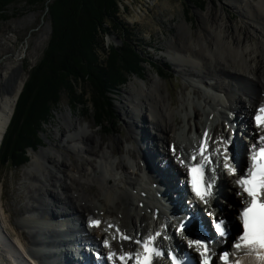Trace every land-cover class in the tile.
I'll return each instance as SVG.
<instances>
[{
	"label": "bare ground",
	"instance_id": "6f19581e",
	"mask_svg": "<svg viewBox=\"0 0 264 264\" xmlns=\"http://www.w3.org/2000/svg\"><path fill=\"white\" fill-rule=\"evenodd\" d=\"M227 8L240 16L241 25L229 20L231 14ZM198 14V37H194V32L183 22L178 26L177 38L166 43L164 52L165 60L174 65L184 79L179 103L156 74H151L150 83L136 78L124 94L121 102L124 121L133 129L125 139L128 146L125 150L117 152L112 143H103L96 153L93 146L86 145L87 139L93 136L91 124L74 122L68 112L61 115L65 127L61 135L57 129L53 149L45 147L35 152L23 169L26 188L22 187L27 191H22V200L18 201L17 211L24 212L15 225L30 237L28 246L15 242L13 227V233L8 232L0 197V264H37L41 255L44 257L39 251L42 245H62V240L49 241L62 235L47 221L70 218L74 213L80 217L77 220L79 224L82 221L83 227H87L89 218L104 221L103 228L89 232L90 236L101 240L100 245L108 239L115 249L129 247L125 243H114V230H106L109 225L137 236L152 234L169 224L172 237L187 247L184 237L188 235L176 234L178 225L169 222L164 211L166 206L159 203L163 199L156 198L157 192L163 188L169 190L170 195L165 199L178 202L181 189L176 185L174 173L186 172L180 161L188 162L194 151L198 152L203 133L207 131L208 138L212 139L226 138L227 124H232L229 115H235L238 121L252 127L253 113L264 102V0H224L220 7L211 1ZM50 34V29L42 33L38 48L45 46ZM25 50L17 52L0 38V57L2 52L8 53L0 64V148L25 83L23 65L28 57ZM35 54L33 51L30 55L31 62ZM176 118L181 119V125L176 123ZM245 140V144L252 143L248 138ZM171 146L175 147V154L170 151ZM54 147L65 152H55ZM62 154L72 167L61 161ZM180 154L182 157L178 159ZM226 175L223 172L220 178L232 189L233 196L225 198L223 206L227 215L220 217L229 221L235 231L237 222L233 209L238 210L239 201L246 200V196L236 185V179ZM154 183L161 184L157 191ZM237 192H241V196H237ZM156 208L163 210L158 218L154 217ZM79 237L77 242L87 241ZM249 253L247 249L234 251L233 259L244 257L248 264H261Z\"/></svg>",
	"mask_w": 264,
	"mask_h": 264
},
{
	"label": "rangeland",
	"instance_id": "374dc122",
	"mask_svg": "<svg viewBox=\"0 0 264 264\" xmlns=\"http://www.w3.org/2000/svg\"><path fill=\"white\" fill-rule=\"evenodd\" d=\"M54 1L47 0L44 5H30L27 0H17L10 5L7 15L0 19V38H4L11 48L17 52L26 49L25 51L28 54L23 65L26 72L25 83L29 78L31 70L41 62L50 43L53 27L49 7ZM211 1L214 5L220 7L224 0H118L120 8L118 18L125 25V28H127L128 38L121 32H115L107 28L108 32L101 34L99 38V63L101 66H105L111 49H122L125 41L128 39L130 44L133 43L132 45L136 51L138 50L145 60L144 71L139 76L131 77L118 92H113L114 95L111 97L114 100L117 116L113 120H104L103 126H97L95 111L90 102V94L93 88L90 87V84L81 81L74 84L77 96H81L83 93L86 96L80 103L75 104L72 101L73 97L69 96L66 92L63 93L61 105L54 111L53 118L47 122L41 130L42 132H40L44 141V147L30 151V160L21 168H0V197L3 200L2 206L6 212L3 221L8 232L13 233L12 227L15 229L16 236L13 234V237L16 243H22L28 246L30 241V237L22 234V229L19 230L15 225L16 221L22 217L24 212L17 211L18 201L22 200L20 196L22 195V191L25 190L22 186L26 185L23 184L25 183L23 169L28 166L35 152H40L45 147L49 150L53 149L52 143H56L55 137L57 129H59L58 132L61 135L65 127V124H62L61 115L68 112L71 114L74 122H88L91 124L93 136L91 139H87L86 145L88 147L93 146L96 153H99L103 143L106 145L112 143L113 149L117 152L125 150L128 147L125 139H128L127 136H130L133 129L128 127L126 120L124 121V106L121 105V102L126 92L131 89V82H134L137 78L140 81L145 80L146 83H150L151 74H156L164 81L165 88L175 102L177 104L179 103L182 89H184V79L176 72L175 66L165 60L164 52L166 50V43L173 38H177L178 26L183 22L187 23L188 28L194 32L193 36L197 38L196 31L200 28L198 11L205 10ZM227 9L231 14L229 20L241 25L240 16L233 10ZM48 29H50L51 33L48 42L45 43L44 47L38 48L37 43L39 38ZM33 51L36 54L34 61L31 62L30 55ZM6 56H8V53L2 52L0 64ZM240 116L243 117L242 114ZM176 123L181 125V119L176 118ZM244 141L246 140L243 139V143ZM148 145H151V143ZM55 149V152H65L62 148ZM64 157L61 158V161L72 167L70 161ZM71 159L75 160L74 157H71ZM232 196H229V198ZM81 205L84 208H88V205L83 202H81ZM233 211H235L234 213L237 216L238 210L234 208Z\"/></svg>",
	"mask_w": 264,
	"mask_h": 264
},
{
	"label": "trees",
	"instance_id": "16d2710c",
	"mask_svg": "<svg viewBox=\"0 0 264 264\" xmlns=\"http://www.w3.org/2000/svg\"><path fill=\"white\" fill-rule=\"evenodd\" d=\"M16 1L0 0V19ZM46 1L27 0L30 5ZM49 9L52 37L19 96L0 148L1 169L21 168L29 160V150L43 145L40 132L61 105L63 93L73 97L75 104L82 101L86 94L77 96L74 84L81 81L93 88L90 102L97 126H103L104 120L117 116L113 92L144 71L145 60L128 39L122 49H111L105 66L99 63V38L107 28L128 38L118 18V0H55Z\"/></svg>",
	"mask_w": 264,
	"mask_h": 264
},
{
	"label": "snow or ice",
	"instance_id": "6c2138e0",
	"mask_svg": "<svg viewBox=\"0 0 264 264\" xmlns=\"http://www.w3.org/2000/svg\"><path fill=\"white\" fill-rule=\"evenodd\" d=\"M254 125L257 130L264 128V105H261L253 117ZM207 139L208 133L205 131L201 137L199 145V154L201 159H207L209 163H212L210 155H206L207 151ZM264 136H258V142L250 146L248 153V160L250 163L247 168L240 169V178L235 181L239 189L242 190L243 196L248 199H241L239 201L240 207L238 208V214L235 219L238 221L237 233L235 236L228 239L230 230L228 229L227 222L225 220L215 221L214 227L216 234L221 238V241L228 243L231 249H248L249 254H254L256 259L264 264ZM224 143L225 145H232V137L228 136L226 139L223 137L212 139V151L213 153L219 152L215 145ZM173 154L176 149L173 146ZM229 148L223 149V168L230 174H235V169L229 163L230 159L234 157L229 156ZM196 160V153L194 151L192 158ZM181 165L186 166L185 161L181 159ZM220 155H217L215 163L219 166ZM190 175H199L201 178L205 174V165L197 163L196 166L188 167ZM211 178V177H210ZM214 185L209 182L197 184L193 179L191 182V191L199 198L200 201L208 203V198L213 195ZM237 196H241V192L236 193ZM211 215V214H210ZM196 217L192 216L181 220L175 229L177 234L187 232L188 236H194L197 225L195 223ZM102 224L100 220H92L89 218V226L99 228ZM109 227H114L109 225ZM167 227V226H165ZM119 232V230L117 229ZM188 236L184 238L187 240V247L194 248L198 254L196 264H240L239 260L233 261L230 257L229 251L221 249L219 253L212 246V242L203 236H194L189 239ZM121 240L131 242L136 246H142L143 252L133 251L126 252L121 247V252H107L106 256L97 253V258H103L106 264H115L118 260L120 264H129L134 259L135 264H158L160 260H168L171 264H189L188 258L178 257L174 250H166L162 244L163 240H168L169 235L165 232L163 235L160 231H157L154 235L148 234L146 237L129 236L124 233L120 234ZM102 247L110 248L111 245L108 239H104Z\"/></svg>",
	"mask_w": 264,
	"mask_h": 264
}]
</instances>
